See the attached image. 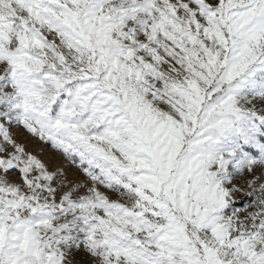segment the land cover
<instances>
[{"label": "snow or ice", "instance_id": "6c2138e0", "mask_svg": "<svg viewBox=\"0 0 264 264\" xmlns=\"http://www.w3.org/2000/svg\"><path fill=\"white\" fill-rule=\"evenodd\" d=\"M0 264H264V0H0Z\"/></svg>", "mask_w": 264, "mask_h": 264}]
</instances>
